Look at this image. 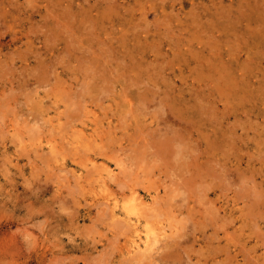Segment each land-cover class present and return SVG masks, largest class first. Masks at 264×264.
Instances as JSON below:
<instances>
[{
  "label": "rangeland",
  "instance_id": "1",
  "mask_svg": "<svg viewBox=\"0 0 264 264\" xmlns=\"http://www.w3.org/2000/svg\"><path fill=\"white\" fill-rule=\"evenodd\" d=\"M0 1H2L0 2V97L2 96L0 98V104H4L5 101L7 104V105L4 104V106L0 107V110L2 111L1 112L2 114L3 111L7 109L6 107L9 106L10 108L8 107V110H9L8 113L10 111H13L15 113L14 114L13 112L12 113L10 112L8 114L7 110H5L7 114H4V115L2 114L1 115L2 118L0 117L1 118L0 119V130H1L0 133H2V136L0 134V195L2 194L0 196V249H1L0 259H2V262H3L2 263L0 261L1 262L0 264H4V262H7L5 264H122V262L123 264H126V263L129 264L128 263L129 260L133 264H144V263L146 264H152V263H155V264H186L187 263L189 264V260H190L191 264H193L194 263L193 260L197 259V256H194V255H198V254L200 255L201 253H203V251L205 252H208V250L214 251L215 246L213 245H216V243L211 241V236L214 235L216 237V235L214 234L215 226L213 225V224H216L215 223L216 219L215 217L212 216V214L217 213L216 215L219 217L218 211H220L222 215L226 213V212H222L219 208L218 210L217 208L212 207L213 205L211 204L212 201L210 202L208 201V198L212 200L217 197L219 198L218 206L224 203L225 207L229 211L231 209L236 215H239V217L236 216V220L235 219L232 220L230 218L232 222H229V226H230L229 229L231 230V233L234 236L238 237L241 245H239L240 243H238L239 242L238 241L236 243L237 245L236 244L235 246L233 245L231 249H233L236 246H239L243 250V252L246 254L247 257H249V254H250V257H252V259H250L249 257L251 264H257L259 262L261 264H264V219H263L264 211L262 210L263 213L260 211V209L264 208V205L259 206V209H258V204H259L258 202L260 201L255 203L256 198L253 196L256 191L257 198L260 197V195H261V198L264 197V182H262L264 180V156H263V153H264V140H263L264 139V54H263L264 52V0H248V1L247 0H233V1L232 0L231 1L230 0H224V1L223 0H210V1L209 0H116V2H114L113 0L115 4L110 3L111 0H107V1L98 0L99 6L93 10L91 8L89 9V5L87 4V1L84 4V3H81V0H77V1L34 0L33 2L32 0L30 1L28 0H0ZM240 8H241V11H240ZM149 9H151V12H149L150 11ZM47 10L49 12H47ZM79 10H81L80 14H79ZM189 11L192 12L195 16L192 14H189L190 13ZM72 12L77 13L78 16L82 18V21H84L86 24L82 23L81 21L76 23V21H74L75 20L74 18L71 19L70 17H72L71 16ZM220 13H224L225 16L224 14H220ZM65 14L68 15L69 17L67 20L71 21V23L73 24L63 26L62 25L63 23H62L61 25L64 27L63 28L62 26H58L60 25L61 22L57 21L55 25L56 20L54 16L56 15L65 16ZM219 14L221 17L219 16ZM52 15H53V18H52ZM97 15H99L100 18H98ZM47 16L48 17L50 16V17L48 18ZM64 16L63 18L65 19ZM153 21L155 22V24H157L156 26ZM88 25L89 27L91 25L90 27L91 30L89 29ZM67 26L70 29H68ZM132 26L135 29H133ZM164 26H166V28ZM65 28L71 32H68V30H66ZM143 28H146V29H143ZM50 29L52 32L50 31ZM61 29H64V30H61ZM165 29L169 31L170 33L169 34L168 32L166 33ZM72 30L74 33L72 32ZM89 30L92 33L94 32L95 34L93 33L92 35ZM48 31L50 34L48 33ZM172 31L174 32L175 35H172L173 33L171 34ZM164 32L166 33L164 35H167V36L163 35ZM45 33H48V34H45ZM68 33L70 36L73 34L74 36L69 37ZM211 33H213V35L215 36L212 37ZM46 35H48L50 39L49 38L47 39ZM53 36L55 37V40ZM73 37L74 39H72ZM77 38L78 40L74 41ZM71 39L74 42L72 41L69 42V40ZM100 39L101 41H99ZM176 40L179 41V42L177 41L178 44L176 43ZM173 41L176 43L177 46H174L175 43ZM207 41H208V44L206 43ZM45 42H46V46H45ZM50 42L52 43L49 45ZM160 42L162 44H160ZM84 45L87 46L89 50L86 49ZM180 45L182 47H180ZM98 47H99V50L96 52ZM210 47L212 50L209 49ZM100 48H101V51H100ZM109 48H111V50ZM67 50L69 53L67 52ZM194 50L198 52H195ZM83 55L84 57H82ZM109 56L111 59L109 58ZM51 58H53V60ZM75 58L77 59L79 58L80 60L77 61V59ZM148 60H150L149 63H148ZM103 63H106V64L103 66ZM122 63L123 65L124 64L125 65L123 66ZM151 64H153V66ZM243 64L245 67L242 66ZM102 66L105 68H103ZM103 69H105L106 71ZM102 70L105 72L101 74ZM97 71H99V73ZM127 73L131 76H128ZM159 73L162 76H160ZM87 74L88 76H86ZM125 74L126 76H124ZM148 74L149 76L147 77L146 75ZM214 74L216 76H214ZM42 75L44 76L43 78H42ZM102 75L105 77H101ZM91 76L94 78V79L92 78L93 80H91L90 78ZM127 76L129 79L127 78ZM124 78L126 79V82L129 80L130 81L132 80V81L131 82L129 81L126 83ZM141 78L142 80L145 79L146 81L140 80ZM37 79L39 83L36 82ZM81 80L82 82H84V83L81 82L84 85L80 83ZM109 81H112V82H109ZM104 82L106 83V85ZM137 82L139 83L137 84ZM144 82L145 83L147 82V83L145 84ZM104 85L106 87L108 86V88H106L105 91L103 90L105 89ZM120 86H122V89ZM82 87L83 89L86 87L84 89L86 91H84ZM110 87L111 88L113 87L114 89L113 88L110 89ZM143 87L145 90H147L146 100L143 98V96H141V94L143 95L145 91ZM200 87H202L203 89ZM14 88H16V91L14 90ZM139 88H141L143 91ZM11 89L14 90V92ZM123 89H125V91ZM9 90H11L12 94L9 93ZM226 90H228L229 93ZM123 91L126 93L124 96H123L124 94ZM154 91H155L154 95H156L158 98L157 99L155 97L154 100L156 99L160 102V100L163 99L160 102V107L158 106L159 102L157 103L156 100H155L156 101V105H155V102L153 100L154 95L153 94L151 95V92L153 93ZM188 91L190 93H188ZM16 93H18L19 95ZM24 93L29 95L27 96L29 99L26 97V95H24ZM66 93L68 94L66 95ZM157 93L159 95H163L164 97L159 96ZM3 94H5L6 96ZM13 96L15 97L13 98ZM17 97H18V100H17ZM64 97L66 98L63 99ZM141 97L144 99V101H140V99L143 100ZM159 97L161 99H159ZM168 97L170 99H168ZM2 98H4L5 100ZM67 98H70V99H67ZM26 100L28 103L26 102ZM147 100L149 101V103L151 102L155 107L153 105H150L151 103L148 106ZM73 101H75V105H73L74 104ZM83 102L85 104L84 106H82ZM143 102H145L150 109L147 106H145L146 104H144ZM138 103L140 104L142 103L141 105L139 104L140 107L137 106ZM161 103L162 104L164 103L165 105L164 104L162 105ZM80 105L84 108H82ZM192 105L194 106L192 107ZM47 106H49L52 109H50ZM77 106L79 107L74 108ZM144 106L147 108H144ZM150 106L156 110H151ZM12 107L15 109H13ZM68 108L69 110L78 109V110H75L76 111L75 113L78 114L77 116L75 115L76 118L74 117V114H75L73 113L74 111L73 110L69 111ZM158 108L164 111L162 112V110L160 111ZM166 108L168 111L165 110ZM29 109H32V110H29ZM82 109H84L83 112H82ZM146 109H147V114H146V111H144ZM196 110H198V114L196 113ZM213 110L215 112H213ZM154 111L155 113H157V111L158 113L160 112L159 114L161 115L159 116V114H155ZM142 112H145V113H142ZM172 112L175 113L174 116L177 115L175 118L177 121L174 119ZM203 112L204 114L206 113L207 115L205 116ZM113 113L114 115H112ZM163 113H165L164 115L167 118L171 116V119L170 120H167V118L163 119L161 117ZM39 114L41 117L39 116ZM67 114H71V115L68 116ZM121 114L126 115L124 119L122 117L123 115ZM128 114L129 116L127 117ZM3 116L5 118H3ZM65 117L67 119L68 118L74 119L73 121L71 119V121H69L70 123H68L69 125H71V127H69V125L66 124L67 122L65 121L66 120ZM158 117L160 120L158 119ZM36 118H39V119L36 120ZM185 118L189 122L191 119L192 123L190 122L191 123L190 124ZM217 118L219 121L217 120ZM34 119H35V122H34ZM181 119H183L184 121H182ZM13 120L14 121L16 120V121L14 122ZM24 120L28 121V124ZM42 120L44 121L43 124H42ZM165 120L168 126L165 125L166 124ZM192 120H194L195 123ZM204 120H208L210 124L211 122L213 124L205 125L204 123H202V121ZM64 121L65 123L62 126ZM175 121L177 122V124H179V126L176 125ZM258 122H261V125ZM35 123L36 125H39L40 129L38 126L32 127V124L34 125ZM160 123L164 125L160 126ZM18 124H20V126ZM65 124L66 126H68L67 128H69L67 130L68 133L65 130L66 128H64ZM135 124L136 126H134ZM158 124L160 127L158 126L157 128L156 126L155 128L154 126ZM173 124H175L176 126L174 125L171 127V125ZM182 124H183V128L180 127L182 126ZM2 125H5V126H2ZM27 126H28V129H27ZM114 126H117L118 129H116L115 127L116 129L115 130ZM189 126L192 128H190ZM149 127H151L152 129L150 128L151 132L147 131L150 134V135H147V132L145 130H148ZM162 127L164 129L162 130L165 133L161 131ZM165 127L166 128L169 127L170 129L169 131H167L169 133L168 134L169 136H167ZM179 127L180 129H178ZM5 128L6 130H4ZM35 128H37L40 132L39 131H38L39 133L36 132L37 130ZM47 128L49 129L51 128V130L53 128L55 129V130L53 129L54 132L53 130L51 132L54 134L53 136L51 137L49 136L51 135L50 134L51 130L49 131V129ZM136 128L138 129L139 132L145 131L146 134H144L145 132L143 133L144 135L139 132H137L138 134L135 133V130L137 131ZM7 129H8V132L5 133L6 135L5 136L4 132L7 131ZM153 129H154V132H153ZM157 129L159 130L160 133L157 131ZM177 129L181 132L177 131ZM46 130L48 131V133ZM215 130H216V133H215ZM60 131L62 132V134ZM170 131L173 132L174 134L177 133V137L173 133L171 134ZM158 133L160 134V136L163 135V138L159 137L161 138V141L160 139L156 138ZM180 133L183 136H181ZM184 133L187 136L190 135L189 137L191 140L189 139V137H185L186 135ZM228 133L230 135H228ZM164 134L166 135L165 137L167 139L164 137ZM170 135L171 136L173 135L171 137V139L173 138V141L171 140L168 142L167 140L170 137ZM29 136L31 140L29 139ZM129 136H131V138H129ZM178 136H181L183 138V141L185 140V142L183 143L182 138ZM198 136L200 138H198ZM13 137L14 138L16 137L17 140L16 139L13 140ZM85 137L86 139H90L92 142L91 150H86L85 147L79 145L81 140H83ZM174 137H176L175 139L178 144H175L176 141L174 140ZM219 137H221L220 140H218ZM95 138H97V141H95ZM104 138L106 139V142L108 140V142L111 144L105 143ZM114 138H117L116 142H114L115 141ZM143 138L147 140L148 142L147 141L143 142L142 141ZM187 138L188 140H186ZM110 139H114V140H110ZM149 139H150V142H149ZM162 139H166V140L162 141ZM12 140L16 142V144ZM139 141H140V144H137L138 146L136 144L134 145V143L136 142L139 143ZM164 141H167L166 142L168 144L167 146H166V143L165 144L163 143L164 144L163 146L162 144L161 146L160 144L157 145V142L162 143ZM187 141L190 144H188ZM198 141L200 144L199 146L198 144H196L198 143ZM226 141L228 142L226 143ZM101 143L102 144L104 143V144L102 145ZM145 143L147 144V148L144 147L146 146ZM170 143L172 144L174 143L173 145L175 146V148L173 152H171L172 151L171 149L174 146L171 145ZM185 143L187 144V146H190L191 144L195 146H190L189 148L186 146ZM48 144H54V145H58L59 147H61L63 149L62 151L64 152V155L57 157L54 154H51L48 149ZM228 144L230 145L228 146ZM30 145L32 148L30 147ZM70 145L71 147L69 148ZM176 145H179V146L182 145V146L179 147ZM100 146H104V147H100ZM119 146L124 147L125 150L122 147H120L119 149ZM140 146L141 148L144 147V149L146 148L147 150L146 149L144 151L143 149L140 150L141 149ZM97 147L99 148V150ZM107 147H108V150H107ZM148 147H152L153 151H151L152 148H148ZM182 147L183 148L186 147L189 150L193 149L194 147H198L196 149L198 150L200 148L202 151L197 152L196 149H194L193 151L194 153H191L192 150L191 152L188 150L190 153L188 152L186 153L187 149L186 148L183 149ZM164 148H168V149L166 150ZM177 148H180V149L182 148V149L179 150ZM18 149H20L19 150L20 155H19ZM134 149L135 151H139V150L140 151L136 153L133 151ZM149 149L153 153V155H155L154 157L150 154L151 152L149 151ZM29 150L31 151L29 152ZM44 150L48 152L46 153L42 152ZM33 151L34 152L36 151L37 155ZM82 151L84 152L87 151V154L85 152V154L83 153L81 155ZM141 151L144 153L150 152L148 153L147 158L151 155L149 158L151 159L153 157L152 158L153 163L150 164V161L152 162V159L150 160L149 158H148L149 160L147 158H146L147 160H143L142 158L146 156L141 155L143 154ZM163 151L167 153V155ZM28 152H29V155L27 154ZM38 152L44 153V154L40 155ZM71 152H73L74 154L73 153L71 154ZM75 152H77L78 155H75ZM100 152H102L103 154ZM105 152L109 153L110 156L106 157ZM183 152H185L184 153L185 155L183 154V158H182L181 156ZM133 153H136V154H133ZM138 153L140 155H137ZM154 153H157V155ZM173 153L179 158H176ZM45 154L46 155L48 154V155L46 156ZM120 154L122 155V157ZM194 154L196 156L198 155V160L195 162L197 166L195 163L194 164L188 163V159H189L188 156H193ZM259 154H261L260 156H262V158L259 157ZM144 155H146V153ZM173 155H174V158L177 159V162L179 164H176L177 162L175 159H173L172 157ZM40 156L41 158L47 157V159H50V160L45 159L44 161L43 158L42 159L39 158ZM137 156L142 157L141 158L142 161L139 160ZM184 156H185V159H187V162L182 161L184 159ZM51 157L53 159H51ZM135 157H137L136 158L137 160L135 159L137 162L133 160V158ZM156 157H159V159H162V161L164 160L163 163L165 164V166L162 163V161L158 160ZM163 157L166 159H164ZM74 158H77L78 160H81L82 158L84 162L88 164V168H82V170L89 172V174L90 172L92 173V171L96 169L94 167L95 165H93L94 163H98L100 165H102L103 163H106L107 165H110L114 169V171H116L117 174L120 173L119 181L120 182L124 181L122 182L124 183L123 186H120L122 183L120 184L119 181H117L118 184L117 182L113 181L115 188H118L120 190H122L121 189L122 187L125 188L128 182L130 184L137 183L138 181L136 182V180H139L140 179L139 177L141 176L145 178V180L140 179L141 182H139V185L140 184L147 185L150 183L151 184L153 183V185L156 184V186L159 187L158 191H160L159 192L160 199L162 200L166 199V197H170L168 195L172 194L171 189L173 190L176 188L174 187L175 184L172 183L173 181L174 183H178L175 181H179V182H181L182 180L185 181L184 179L179 180L181 176L182 178H184V176L191 175L189 174L190 171L188 172L186 171L187 164L189 165L188 167L190 170L192 169L194 170L195 167L199 168V170L201 169L203 170V168L207 169V167L208 168L210 167L211 170L210 169L209 170L213 173L210 175H212L215 178L214 182L217 181L220 183V188H217L219 189L217 190L218 194L217 195L214 194L213 189H211L209 190L210 195H208L206 191L207 184L203 185L205 184V182H200L202 183L203 185L202 188L204 190L200 189L201 188L200 183L199 185L196 183H193V185H196L193 187L194 189L195 187L196 189L197 187H200V188H198V190H193L192 194H194L193 196L194 200L197 201L196 204L199 203L197 205L198 213L200 214L201 211L204 210L202 211V213L204 215L205 220L207 218V219H211V221L208 220V224L202 228L203 231L201 230L198 233V238L195 237L192 233H190L189 236L191 238L188 236L187 237L188 240L186 239V241L190 240V242H187V243L193 244L192 245L193 247L189 246V244L187 243L185 244L186 246L184 244L181 245L182 248L180 247L179 253L180 255L182 254L181 255L182 257L181 256L179 257L178 256L179 254L177 255L179 260L178 259L172 260L173 257L170 258V260L172 261L165 260V259L158 260V258L156 257V255L158 256V253H155L156 255L154 254V256H148V257L146 256L147 258L145 257L148 261L150 260V262L148 263L145 261L144 258H141V257H140V261L141 262L143 261L144 263H138L140 262L139 258L133 261L130 259L131 255L133 256V254L132 253L131 255L127 254L125 251L126 249L123 247L125 245L124 236L127 231L125 232V229H124L122 233V231L119 230L120 227H118L119 225H117L116 221H114L111 217L106 218L108 215L104 216L108 210L111 212V209H109V206H107L106 208L107 203L105 200H103L102 198H93L92 196L94 195L89 192V189L84 188L80 182L79 183L77 182L78 178L76 174L78 173H75L74 170L78 169L77 167L79 164L76 160H73ZM114 158L115 160L117 158H122L124 160V164H122L123 166L120 167L119 165H117ZM131 158L134 164L132 160H130ZM91 159H94V160H91ZM168 159H169V164L167 162ZM34 160L35 162H33ZM138 160L141 163H139ZM154 160L155 161L158 160L157 161L158 163L156 162L158 164L157 166L162 165V164L163 165L159 166L158 168L155 167L156 165L154 164ZM143 161L148 166L150 165L151 166L147 167V165H145ZM147 161L149 162V164L147 163ZM43 162H46V165ZM183 162L186 164V165L184 164L186 168L184 167ZM131 163L133 165H136L137 167L129 165ZM200 163L201 165L199 166ZM152 164L154 165L152 166ZM173 164H176V165H173ZM38 165H41V166H38ZM124 165L130 166V173L132 176L130 175L128 171L129 168H125L124 170L126 174L123 172V169L125 167ZM144 165L146 168H148V172L145 167H143L142 169L141 166H144ZM171 165L173 167H178L179 171L177 168L171 169L172 167ZM166 166L169 167L170 169H168ZM179 166L181 168L184 167L183 169L185 171L179 168ZM214 166L215 167L217 166V167L215 168ZM90 167H92L93 170ZM151 167L152 168L155 167V168L154 170L151 169L152 174H149V172L151 173V171H149L150 170L149 168ZM47 168L50 170H48ZM33 169H35V172L36 171L37 172L35 173ZM174 169L177 172H175ZM131 170L134 174L131 172ZM159 170H161V172H159ZM164 170H166V176L170 174L168 177L164 175L165 174ZM181 170L185 172V175ZM142 171L144 173H141ZM171 171H173V173H171ZM214 171H215V174H214ZM33 172L36 178H34ZM167 172L169 173L168 175H167ZM180 172L182 175L180 174ZM123 173H124V176L128 175L127 178L129 177V175L131 176L129 179L131 182L126 178V176H125L126 179L124 178ZM155 173H156V176L158 175L156 178L154 177ZM223 173L225 174V176L227 175L228 176L225 178L223 176L224 175ZM73 174L75 175L74 177L76 178V183L74 182L75 179L73 177ZM176 174L179 175V179L176 178L177 180L175 179V180H172L171 182V179H174L173 176H175ZM134 175H137V176H134ZM178 175L176 176L178 177ZM215 175H217L218 177ZM249 175H252V177L254 178H252L251 176L249 177ZM38 176L41 178H39ZM170 176L172 178H170ZM212 176H210V178H213ZM94 177H96V175ZM239 178L241 179V181ZM93 179H90V181L95 182L97 178H95L94 180ZM131 179H134V180L132 181ZM161 179H162V183L160 181ZM27 181H29L30 183H26ZM68 181H69L68 185L70 187L67 185ZM145 181L146 183H144ZM170 182L173 184V186L171 185ZM35 183L37 184V186ZM223 183L227 185L225 186ZM77 184H79V186ZM245 184L247 185V188H245L246 187ZM39 185H40V188H38ZM176 185L178 186V184ZM222 185H224L225 187L223 188ZM76 186H78L77 188L81 189V192L79 189H76ZM42 187L44 188V190L42 189ZM69 188L74 190L73 192L74 194H71V196H69L70 197L69 199L71 198L73 199V196L76 197L75 200H73L74 203L73 201H71V203L74 204V206L72 205V207L70 206L71 204L69 203L70 200L68 199V197H66L67 195L65 196V194H67V191L68 192L70 191ZM259 188L261 189L257 190ZM76 190H79L81 194L80 193L78 194ZM202 190L204 192H202ZM237 190H239V192L241 190L242 195ZM246 190L248 191L246 192ZM141 191L143 194H145V196L149 200H151V197L146 195L147 191H145L142 187H141ZM168 191H171V192L169 193ZM196 192H198L197 197L201 195V197L199 198H201L203 201L206 199L205 200L206 203H203L201 200H197L198 198H196V194H195ZM245 192L247 193V195L244 194ZM70 193L72 192L70 191ZM70 193H68V195H70ZM153 193L158 194L157 191H154ZM177 193L178 191L176 192V194ZM248 193L251 196L250 198L252 199V202H251V199H248L249 197H247L249 196ZM238 196L239 197L242 196L241 199ZM64 197H65V200H62ZM175 197L176 198L174 200H176L177 197L178 199H180L182 195L179 194V196H175ZM235 198H239V202L233 208V205H234L233 199ZM100 200L102 203L100 202ZM64 201H67L66 203L69 204V205L67 204L68 208H70L69 210L67 209V206L66 208H64L65 207L63 205ZM86 201L88 202V204ZM98 201L100 202V204H98L99 206L97 205ZM199 201L201 202L202 206L200 205ZM29 203L32 205V207ZM40 205L41 207H39ZM44 205H46L49 208L48 209L45 208L46 206ZM206 205L208 209L213 208L214 212L212 209H211L212 212H210L212 214H210L207 211L208 209ZM248 205L249 206L256 205V206L249 207ZM101 207H103V209L105 208L106 212H104V210H102ZM240 207L241 208L243 207V208L240 209ZM42 208H45V212H44V209ZM71 211L76 213V214L72 213L73 217H72ZM109 211L107 214L111 215ZM101 212H103V214H101ZM247 212H250L251 216L249 215V213L247 214ZM177 213H179V211H177ZM205 213L206 214L208 213L209 216L208 214L207 216H205ZM261 213L263 215H261ZM100 215H103V217H100ZM183 215L184 214H182L180 218ZM211 216L213 218H211ZM229 216L233 217L231 213H228L227 217ZM227 217L225 216V219H224V215H223V219L225 221L222 220V218H220L221 221H219V223L222 222L221 224L223 225L225 222H227V219H226ZM101 218L103 220H101ZM104 219L106 220V222L104 221ZM171 219L172 218L165 219L164 221L167 224L171 221ZM251 219L253 220V222H251ZM95 220H98V221L100 220L101 222L97 221L96 222L97 225H95ZM167 220H170V221L168 222ZM100 223L101 224L103 223V224L101 225ZM108 223L111 225H109ZM252 223L253 224L255 223V224L253 225ZM84 224L86 225L84 226ZM89 225L91 226V228L92 226L93 227L95 226L96 232L95 230H91ZM86 226H88L89 228L87 227L88 232H86L85 234V231H87V228L85 229ZM107 226L108 228L110 227L109 230H107ZM241 227L244 229H241ZM168 229L171 230L169 226H168ZM92 231H94V233H92ZM179 231H184V230H179ZM87 233H90L89 236L87 235ZM220 233L224 235L223 229L222 230L220 229ZM23 234L24 235L27 234L28 236L27 235L24 236ZM94 234L96 235L94 236ZM113 234H115L116 237L109 238V236L114 237ZM202 235L203 236L205 235V237L204 238L201 237ZM99 236L100 238H98ZM260 236H263V238ZM172 238L170 237V239ZM93 239L96 240L94 241L95 243L93 242ZM108 239H110L109 241L114 242L111 244H114L116 246V249L114 247L115 251L113 249L114 245H111ZM165 239L169 240V237H166ZM30 240L33 242H31ZM225 242L226 241H224L222 244L224 245ZM207 243H210V246L208 244L206 248H204L205 250H202L201 248L202 245L207 244ZM108 245H111V247L110 246L108 247ZM106 246H107V249L112 248L111 251L107 250ZM183 246H185L187 249H185ZM199 246L201 249L199 248ZM247 246L250 248L246 250ZM222 247L227 248L226 246H222ZM242 247L243 248L245 247V248L243 249ZM218 248H219V245H218ZM186 250L187 251L190 250V251L186 252ZM245 251H247L248 254ZM112 252H115V253H112ZM223 255L225 256V254ZM190 256H192V258ZM6 257L8 260H6ZM123 257L127 259L125 260L124 258L126 263L123 260ZM149 257L150 259H148ZM153 257L154 259H152ZM155 257L157 258V260ZM253 257L257 258L255 259L256 261L253 260L254 259ZM181 259L182 260L184 259V260L182 261ZM185 260H186V263L184 262ZM181 261L182 263H180ZM236 263L237 261L233 262L232 264H236Z\"/></svg>",
  "mask_w": 264,
  "mask_h": 264
},
{
  "label": "bare ground",
  "instance_id": "2",
  "mask_svg": "<svg viewBox=\"0 0 264 264\" xmlns=\"http://www.w3.org/2000/svg\"><path fill=\"white\" fill-rule=\"evenodd\" d=\"M28 1H30V0H28ZM34 0H32V2H33ZM72 1H77V0H72ZM86 1H87V4L89 5V9L91 8L92 10L93 9H96L98 6H99V4H98V0H81V3H86ZM100 1V0H99ZM107 1V0H106ZM210 1V0H209ZM224 1V0H223ZM231 1V0H230ZM233 1V0H232ZM248 1V0H247ZM0 2H2V1H0ZM114 2H116V0H114ZM113 2V0H111V2L110 3H114ZM140 2V1H139ZM263 2V1H262ZM35 3V2H34ZM104 3V2H103ZM108 3V2H107ZM135 3V2H134ZM197 3V2H196ZM200 3V2H199ZM3 4V3H2ZM31 4V3H30ZM115 4V3H114ZM262 4V3H261ZM79 5V4H78ZM248 5V4H247ZM246 5V6H247ZM80 6V5H79ZM82 6V5H81ZM129 6V5H128ZM190 6H192V5H190ZM205 6V5H204ZM224 6V5H223ZM242 6H243V4H242ZM245 6V7H246ZM203 7V6H202ZM231 7V6H230ZM18 8H19V6H18ZM221 8H223V7H221ZM227 8V7H226ZM235 8V7H234ZM259 8V7H258ZM37 9V8H36ZM52 9H53V7H52ZM74 9V8H73ZM153 9V8H152ZM262 9V8H261ZM34 10V9H33ZM51 10V9H50ZM137 10V9H136ZM150 11L149 12H151V9H149ZM179 10V9H178ZM125 11H127V10H125ZM146 11V10H145ZM173 11V10H172ZM240 11H241V8H240ZM47 12H49L48 10H47ZM47 12H46V14H47ZM80 12H81V10H79V14H80ZM148 12V11H147ZM190 12V11H189ZM217 12V11H216ZM70 13V12H69ZM135 13V12H134ZM142 13V12H141ZM168 13V12H167ZM183 13V12H182ZM198 13V12H197ZM232 13V12H231ZM144 14V13H143ZM142 14V15H143ZM162 14V13H161ZM178 14H179V12H178ZM189 14H192V15H194L192 12H190ZM196 14V13H195ZM220 14H224V13H220ZM220 14H219V16H220ZM225 14H226V12H225ZM225 14H224V16H225ZM153 15V14H152ZM228 15V14H227ZM226 15V16H227ZM51 16V15H50ZM49 16V17H50ZM63 16L64 15H62V16H59V15H56V16H54V18H55V20H56V22H55V25H56V23H57V21L58 22H61L60 23V25H58V26H65V25H69V24H73V23H71V21H69V20H67L69 17H68V15H66L65 14V19L63 18ZM71 16L72 17H70L71 19L72 18H74L75 20L74 21H76V23H78L79 21H81L82 23H85L84 21H82V18H80L79 16H78V14L77 13H75V12H72L71 13ZM84 16V15H83ZM178 16V15H177ZM195 16V15H194ZM200 16V15H199ZM233 16V15H232ZM238 16V15H237ZM258 16V15H257ZM44 17H45V15H44ZM48 17V16H47ZM48 17V18H49ZM97 17L98 18H100V16L99 15H97ZM163 17V16H162ZM165 17V16H164ZM172 17V16H171ZM180 17V16H179ZM205 17H206V15H205ZM221 17V16H220ZM52 18H53V15H52ZM155 18V17H154ZM157 18V17H156ZM169 18V17H168ZM173 18V17H172ZM182 18V17H181ZM233 18V17H232ZM239 18V17H238ZM256 18V17H255ZM92 19V18H91ZM139 19V18H138ZM159 19V18H158ZM167 19V18H166ZM127 20V19H126ZM152 20H153V18H152ZM160 20V19H159ZM191 20V19H190ZM225 20V19H224ZM90 21V20H89ZM95 21V20H94ZM93 21V22H94ZM147 21V20H146ZM4 22V21H3ZM91 22H92V20H91ZM138 22V21H137ZM154 22V21H153ZM165 22V21H164ZM208 22V21H207ZM246 22V21H245ZM63 23V24H62ZM88 23V22H87ZM169 23V22H168ZM195 23H196V21H195ZM211 23H213V22H211ZM62 24V25H61ZM86 24V23H85ZM91 24V23H90ZM147 24V23H146ZM154 24H155V22H154ZM167 24V23H166ZM240 24V23H239ZM138 25V24H137ZM157 24H155V26H156ZM161 25V24H160ZM173 25V24H172ZM182 25V24H181ZM242 25V24H241ZM57 26V27H58ZM62 26V27H63ZM134 26V25H133ZM133 26H132V28H133ZM140 26V25H139ZM177 26V25H176ZM183 26V25H182ZM198 26H199V24H198ZM259 26V25H258ZM258 26H256V27H258ZM40 27V26H39ZM62 27H60V28H62ZM68 27V26H67ZM88 27H89V25H88ZM90 27H91V25H90ZM90 27H89V29H90ZM92 27H94V26H92ZM135 27V26H134ZM141 27V26H140ZM165 28H166V26H164ZM173 27H175V26H173ZM260 27V26H259ZM44 28V27H43ZM64 28V27H63ZM85 28V27H84ZM116 28V27H115ZM198 28V27H197ZM230 28V27H229ZM31 29V28H30ZM37 29V28H36ZM45 29V28H44ZM66 29V28H65ZM68 29H70L69 27H68ZM68 29H66V30H68ZM86 29V28H85ZM95 29V28H94ZM133 29H135V28H133ZM136 29H137V27H136ZM143 29H146V28H143ZM157 29H159V28H157ZM254 29V28H253ZM60 30V29H59ZM61 30H64V29H61ZM91 30V29H90ZM89 30V31H90ZM236 30V29H235ZM243 30V29H242ZM50 31H51V29H50ZM56 31V30H55ZM106 31V30H105ZM165 31H166V33L168 32V34L170 33L169 31H167L166 29H165ZM40 32H42V31H40ZM52 32V31H51ZM68 32H71V31H69L68 30ZM72 32H73V30H72ZM91 32V31H90ZM109 32V31H108ZM129 32H131V31H129ZM230 32V31H229ZM48 33H49V31H48ZM48 33H45V34H48ZM67 33V32H66ZM74 33V32H73ZM94 33V32H93ZM93 33L91 32V34L93 35ZM165 32L163 33V35L164 34H166ZM173 33V34H172ZM197 33H198V31H197ZM210 33V32H209ZM244 33V32H243ZM50 34V33H49ZM95 34V33H94ZM171 34L172 35H175L174 34V32L172 31L171 32ZM171 34H170V36H171ZM179 34V33H178ZM177 34V35H178ZM183 34V33H182ZM250 34V33H249ZM52 35V34H51ZM54 35H56V34H54ZM68 35H69V33H68ZM76 35V34H75ZM80 35V34H79ZM97 35V34H96ZM181 35V34H180ZM184 35V34H183ZM198 35V34H197ZM211 35H212V37L213 36H215V35H213V33H211ZM235 35V34H234ZM240 35V34H239ZM72 36H74V34L73 35H69V37H72ZM89 36H90V34H89ZM100 36V35H99ZM164 36H167V35H164ZM169 36V35H168ZM245 36V35H244ZM46 37H47V39L49 38V36L48 35H46ZM51 37V36H50ZM54 37V36H53ZM68 37V36H67ZM75 37H77V36H75ZM81 37V36H80ZM93 37V36H92ZM91 37V38H92ZM175 37V36H174ZM188 37V36H187ZM237 37V36H236ZM258 37V36H257ZM52 38V37H51ZM98 38V37H97ZM101 38H102V36H101ZM182 38V37H181ZM229 38V37H228ZM238 38V37H237ZM46 39V40H47ZM50 39V38H49ZM72 39H74V37L72 38ZM69 40V42L70 41H72V42H74V41H77L78 40V38L77 39H75L74 41L73 40ZM104 39H106V38H104ZM207 39V38H206ZM45 40V41H46ZM54 40H55V37H54ZM91 40V39H90ZM93 40H95V39H93ZM181 40V39H180ZM232 40H234V39H232ZM247 40V39H246ZM51 41V40H50ZM99 41H101V39L99 40ZM104 41V40H103ZM102 41V42H103ZM177 41L178 40H176V43H177ZM47 42V41H46ZM46 42H45V46H46ZM80 42V41H79ZM106 42V41H105ZM104 42V43H105ZM174 42V41H173ZM179 42V41H178ZM235 42V41H234ZM32 43V42H31ZM52 42H50L49 43V45L51 44ZM54 43V42H53ZM76 43V42H75ZM175 43V42H174ZM176 43H175V45L174 46H177L176 45ZM181 43V42H180ZM207 44H208V41L206 42ZM248 43V42H247ZM77 44V43H76ZM160 44H162L161 42H160ZM178 44V43H177ZM182 44H183V42H182ZM213 44V43H212ZM215 44V43H214ZM48 45V46H49ZM150 45V44H149ZM158 45V44H157ZM230 45V44H229ZM246 45V44H245ZM73 46V45H72ZM205 46V45H204ZM211 46V45H210ZM216 46V45H215ZM67 47V46H66ZM65 47V48H66ZM84 47H86V49H88L87 48V46H85L84 45ZM92 47V46H91ZM107 47H109V46H107ZM151 47V46H150ZM180 47H182L181 45H180ZM179 47V48H180ZM217 47V46H216ZM215 47V48H216ZM219 47V46H218ZM237 47V46H236ZM235 47V48H236ZM243 47V46H242ZM72 48H74V47H72ZM93 48V47H92ZM105 48V47H104ZM154 48V47H153ZM178 48V49H179ZM213 48V47H212ZM260 48V47H259ZM85 49V48H84ZM94 49V48H93ZM103 49V48H102ZM110 50H111V48H109ZM114 49V48H113ZM209 49H211V47L209 48ZM89 50V49H88ZM95 50V49H94ZM99 50V47H98V49L96 50V52ZM197 50V49H196ZM196 50H194L195 52H198V51H196ZM212 50V49H211ZM220 50V49H219ZM218 50V51H219ZM65 51H66V49H65ZM74 51V50H73ZM86 51V50H85ZM100 51H101V48H100ZM103 51V50H102ZM109 51V50H108ZM114 51V50H113ZM112 51V52H113ZM127 51V50H126ZM179 51V50H178ZM237 51V50H236ZM257 51H259V50H257ZM256 51V52H257ZM263 51V50H262ZM67 52H68V50H67ZM76 52V51H75ZM83 52V51H82ZM89 52V51H88ZM105 52V51H104ZM41 53V52H40ZM46 53V52H45ZM69 53V52H68ZM101 53V52H100ZM143 53V52H142ZM158 53V52H157ZM258 53V52H257ZM82 54V53H81ZM93 54V53H92ZM106 54V53H105ZM163 54V53H162ZM202 54V53H201ZM214 54V53H213ZM263 54H264V52H263ZM77 55V54H76ZM103 55V54H102ZM110 55H112V54H110ZM116 55V54H115ZM68 56V55H67ZM80 56V55H79ZM90 56V55H89ZM117 56V55H116ZM209 56V55H208ZM69 57V56H68ZM76 57V56H75ZM82 57H84V55L82 56ZM81 57V58H82ZM106 57V56H105ZM121 57H123V56H121ZM184 57V56H183ZM206 57V56H205ZM88 58V57H87ZM93 58V57H92ZM109 58H110V56H109ZM117 58H119V57H117ZM210 58V57H209ZM208 58V59H209ZM50 59V58H49ZM49 59H48V61H49ZM52 60H53V58H51ZM75 59H77V58H75ZM111 59V58H110ZM123 59H125V58H123ZM142 59V58H141ZM148 59V58H147ZM64 60V59H63ZM68 60V59H67ZM78 60H80L79 58L77 59V61ZM83 60H84V58H83ZM87 60V59H86ZM85 60V61H86ZM107 60V59H106ZM113 60V59H112ZM111 60V61H112ZM137 60V59H136ZM210 60V59H209ZM245 60V59H244ZM134 61V60H133ZM138 61V60H137ZM189 61V60H188ZM187 61V62H188ZM68 62H70V61H68ZM80 62V61H79ZM84 62V61H83ZM109 62V61H108ZM150 62V60H148V63ZM165 62H167V61H165ZM164 62V63H165ZM210 62V61H209ZM64 63V62H63ZM87 63H88V61H87ZM154 63V62H153ZM233 63V62H232ZM248 63H249V61H248ZM42 64V63H41ZM67 64V63H66ZM69 64H71V63H69ZM77 64V63H76ZM89 64H91V63H89ZM93 64H95V63H93ZM106 63H103V66L105 65ZM112 64V63H111ZM127 64V63H126ZM130 64V63H129ZM201 64V63H200ZM205 64V63H204ZM73 65V64H72ZM122 65H123V63H122ZM121 65V66H122ZM125 65V64H124ZM123 65V66H124ZM141 65V64H140ZM150 65V64H149ZM152 66H153V64H151ZM155 65V64H154ZM190 65V64H189ZM46 66H48V65H46ZM67 66V65H66ZM79 66V65H78ZM102 66V67H103ZM122 66V67H123ZM127 66V65H126ZM131 66H132V64H131ZM206 66V65H205ZM216 66V65H215ZM226 66V65H225ZM242 66H244V64L242 65ZM89 67V66H88ZM114 67V66H113ZM192 67V66H191ZM219 67V66H218ZM245 67V66H244ZM243 67V68H244ZM41 68V67H40ZM85 68V67H84ZM93 68H95V67H93ZM103 68H105V67H103ZM116 68V67H115ZM134 68V67H133ZM142 68V67H141ZM148 68V67H147ZM146 68V69H147ZM217 68V67H216ZM50 69V68H49ZM82 69H83V67H82ZM98 69V68H97ZM161 69V68H160ZM232 69V68H231ZM246 69H247V67H246ZM67 70V69H66ZM93 70V69H92ZM96 70V69H95ZM95 70H94V72H95ZM99 70H101V69H99ZM103 70H105V69H103ZM102 70V72H101V74L102 73H104L105 71H103ZM156 70V69H155ZM158 70H159V68H158ZM162 70V69H161ZM197 70V69H196ZM209 70V69H208ZM82 71V70H81ZM126 71V70H125ZM98 73H99V71H97ZM109 72V71H108ZM112 72V71H111ZM114 72V71H113ZM116 72V71H115ZM122 72H123V70H122ZM140 72V71H139ZM154 72H156V71H154ZM220 72V71H219ZM231 72V71H230ZM85 73V72H84ZM83 73V74H84ZM117 73H118V71H117ZM204 73H205V71H204ZM207 73V72H206ZM211 73V72H210ZM209 73V74H210ZM34 74V73H33ZM45 74V73H44ZM86 74V73H85ZM100 74V75H101ZM128 74V73H127ZM141 74V73H140ZM146 74V73H145ZM208 74V73H207ZM96 75H97V73H96ZM118 75V74H117ZM120 75V74H119ZM123 75V74H122ZM142 75V74H141ZM140 75V76H141ZM159 75H160V73H159ZM158 75V76H159ZM221 75V74H220ZM233 75V74H232ZM34 76V75H33ZM86 76H88V74L86 75ZM95 76V75H94ZM106 76H107V74H106ZM113 76V75H112ZM124 76H126V74L124 75ZM128 76H131V75H129L128 74ZM128 76H127V78H128ZM147 77L149 76V74L148 75H146ZM152 76V75H151ZM155 76V75H154ZM157 76V77H158ZM160 76H162V75H160ZM214 76H216L215 74H214ZM234 76V75H233ZM44 76L42 75V78H43ZM101 77H105V76H101ZM156 77V78H157ZM164 77V76H163ZM235 77V76H234ZM244 77V76H243ZM91 78V80H93L94 78L91 76L90 77ZM93 78V79H92ZM126 78V77H125ZM124 78V79H125ZM218 78V77H217ZM72 79V78H71ZM103 79H105V78H103ZM129 79V78H128ZM137 79V78H136ZM166 79H167V77H166ZM193 79V78H192ZM220 79V78H219ZM231 79V78H230ZM249 79V78H248ZM56 80V79H55ZM54 80V81H55ZM100 80V79H99ZM134 80H135V78H134ZM140 80H142V78L140 79ZM145 79H143L142 81H144ZM155 80V79H154ZM170 80V79H169ZM228 80V79H227ZM241 80V79H240ZM243 80V79H242ZM36 81V80H35ZM35 81H33V82H35ZM90 81V80H89ZM130 81V80H129ZM129 81H127V82H129ZM132 81V80H131ZM130 81V82H131ZM138 81V80H137ZM146 81V80H145ZM187 81V80H186ZM36 82H38V79H37V81ZM42 82H43V80H42ZM45 82V81H44ZM60 82V81H59ZM82 82V80L80 81V83ZM109 82H112V81H109ZM125 82H126V79H125ZM126 82V83H127ZM134 82V81H133ZM152 82V81H151ZM167 82H169V81H167ZM39 83V82H38ZM61 83V82H60ZM82 83H84V82H82ZM81 83V84H82ZM105 83V82H104ZM116 83V82H115ZM139 82H137V84H138ZM145 83V82H144ZM147 83V82H146ZM145 83V84H146ZM173 83V82H172ZM214 83V82H213ZM234 83V82H233ZM260 83V82H259ZM5 84V83H4ZM110 84V83H109ZM108 84V85H109ZM171 84V83H170ZM198 84V83H197ZM6 85V84H5ZM36 85V84H35ZM69 85V84H68ZM82 85H84V84H82ZM81 85V86H82ZM105 85H106V83H105ZM104 85V86H105ZM172 85V84H171ZM175 85V84H174ZM208 85V84H207ZM214 85V84H213ZM237 85V84H236ZM259 85H261V84H259ZM78 86V85H77ZM104 86H103V88H104ZM110 86V85H109ZM115 86V85H114ZM113 86V87H114ZM128 86V85H127ZM133 86H134V84H133ZM136 86V85H135ZM151 86V85H150ZM177 86V85H176ZM209 86V85H208ZM238 86V85H237ZM12 87V86H11ZM35 87V86H34ZM70 87V86H69ZM96 87V86H95ZM112 87V88H113ZM117 87V86H116ZM121 87V89H122V86H120ZM124 87V86H123ZM132 87V86H131ZM158 87V86H157ZM195 87V86H194ZM193 87V88H194ZM63 88V87H62ZM86 88V87H85ZM84 88V89H85ZM102 88V87H101ZM102 88V89H103ZM106 88H108V86L106 87L105 86V89H103L104 91L106 90ZM111 87H110V89H112ZM189 88V87H188ZM197 88V87H196ZM200 88H202V87H200ZM223 88V87H222ZM13 89V88H12ZM11 89V90H12ZM34 89V88H33ZM37 89V88H36ZM57 89V88H56ZM65 89V88H64ZM82 89H83V87H82ZM83 89V90H84ZM114 89V88H113ZM139 89H141V88H139ZM139 89H138V91H139ZM143 89H144V87H143ZM163 89V88H162ZM166 89V88H165ZM172 89H174V88H172ZM203 89V88H202ZM232 89V88H231ZM11 90H9V93H11ZM14 90L16 91V88H14ZM14 90H12L13 92H14ZM55 90V89H54ZM61 90V89H60ZM81 90V89H80ZM124 91H125V89H123ZM136 90H137V88H136ZM142 90V89H141ZM145 90V89H144ZM160 90V89H159ZM181 90V89H180ZM263 90V89H262ZM4 91V90H3ZM2 91V92H3ZM20 91V90H19ZM82 91V90H81ZM84 91H86V90H84ZM121 91V90H120ZM123 91V92H124ZM130 91V90H129ZM143 91V90H142ZM195 91V90H194ZM194 91H193V93H194ZM222 91V90H221ZM225 91V90H224ZM227 92H228V90H226ZM7 92H8V90H7ZM31 92V91H30ZM62 92V91H61ZM69 92V91H68ZM99 92V91H98ZM185 92V91H184ZM18 93H20V92H18ZM18 93H16V94H18ZM34 93V92H33ZM76 93V92H75ZM103 93V92H102ZM142 93V92H141ZM154 93H155V91L152 93L151 92V95L153 94L154 95ZM188 93H190L189 91H188ZM203 93V92H202ZM224 93V92H223ZM229 93V92H228ZM258 93V92H257ZM12 94V93H11ZM30 94V93H29ZM68 93H66V95H67ZM93 94V93H92ZM109 94V93H108ZM126 93L124 92V94H123V96L125 95ZM138 94V93H137ZM158 94V93H157ZM167 94V93H166ZM241 94V93H240ZM3 95H5V94H3ZM15 95V94H14ZM19 95V94H18ZM24 95H26V97L27 96H29L28 94H25L24 93ZM70 95V94H69ZM159 95V94H158ZM184 95V94H183ZM196 95V94H195ZM208 95V94H207ZM230 95V94H229ZM6 96V95H5ZM5 96H4V98H5ZM8 96V95H7ZM12 96V95H11ZM16 96V95H15ZM15 96H13V98L15 97ZM50 96V95H49ZM48 96V97H49ZM71 96V95H70ZM70 96H68V97H70ZM107 96V95H106ZM141 96H143V98L146 100L147 99V90H145L144 91V93H143V95L141 94ZM159 96H162V97H164L163 95H159ZM2 97V96H1ZM0 97V98H1ZM85 97V96H84ZM157 98V96L156 95H154L153 96V100H154V98ZM166 97H167V95H166ZM169 97H170V95H169ZM168 97V99H170ZM204 97V96H203ZM203 97H201V98H203ZM4 98H2V99H4ZM9 98V97H8ZM7 98V99H8ZM20 98V97H19ZM28 98V97H27ZM66 97H64L63 99H65ZM101 98V97H100ZM99 98V99H100ZM125 98V97H124ZM140 98V97H139ZM142 98V97H141ZM142 98V99H143ZM193 98V97H192ZM205 98V97H204ZM6 99V100H7ZM29 99V98H28ZM67 99H70V98H67ZM71 99H73V98H71ZM83 99V98H82ZM95 99V98H94ZM98 99V100H99ZM144 99L143 100H141L140 99V101H144ZM158 99V98H157ZM159 99H161L160 97H159ZM5 100V99H4ZM13 100V99H12ZM17 100H18V97H17ZM22 100V99H21ZM21 100H20V102H21ZM84 100H85V98H84ZM88 100H90V99H88ZM96 100V99H95ZM153 100H152V102H153ZM156 100V99H155ZM154 100V102H155V105H156V101H157V103L159 102L158 100H156L155 101ZM161 100H163V99H161ZM161 100H160V102H161ZM197 100H198V98H197ZM214 100V99H213ZM255 100V99H254ZM10 101V100H9ZM69 101V100H68ZM71 101V100H70ZM148 101V100H147ZM236 101H237V99H236ZM8 102V101H7ZM18 102V101H17ZM20 102H19V104H20ZM26 102H27V100H26ZM30 102H32V101H30ZM51 102V101H50ZM74 102V104L73 105H75V101H73ZM80 102V101H79ZM85 102V101H84ZM84 102H83V105L82 106H84L85 104H84ZM160 102L158 103V106L160 107ZM163 102H165V101H163ZM213 102V101H212ZM3 103V102H2ZM15 103H16V101H15ZM22 103H24V102H22ZM21 103V104H22ZM28 103V102H27ZM69 103V102H68ZM144 104H146L145 102H143ZM148 103V106H149V104L151 103H149V101L147 102ZM187 103V102H186ZM192 103V102H191ZM195 103V102H194ZM204 103V102H203ZM202 103V104H203ZM4 104H6V101L4 102ZM4 104H0L1 106L0 107H2V106H4ZM82 104V103H81ZM140 103H138V105L137 106H139L140 107V105L142 104H140ZM162 104V103H161ZM164 104V103H163ZM162 104V105H163ZM193 104V103H192ZM201 104V105H202ZM214 104V103H213ZM7 105V104H6ZM5 105V106H6ZM26 105V104H25ZM76 105H77V103H76ZM150 105H153L152 103L150 104ZM165 105V104H164ZM207 105V104H206ZM12 106V105H11ZM18 106V105H17ZM20 106V105H19ZM21 106H23V105H21ZM81 106V105H80ZM81 106V107H82ZM145 106H147V104L145 105ZM144 106V108H147V107H145ZM154 106V105H153ZM194 105H192V107H193ZM197 106V105H196ZM195 106V107H196ZM216 106V105H215ZM227 106V105H226ZM9 107V106H8ZM8 107H6L7 109H5V110H7V113H8ZM47 107H49V106H47ZM65 107V106H64ZM79 106H77V107H74V108H78ZM142 107V106H141ZM151 107V106H150ZM155 107V106H154ZM165 107V106H164ZM167 107V106H166ZM168 107H169V105H168ZM4 108V107H3ZM2 108V109H3ZM10 108V107H9ZM13 108V107H12ZM21 108V107H20ZM50 108V107H49ZM67 108V107H66ZM82 108H84V107H82ZM149 108V107H148ZM201 108V107H200ZM203 108H204V106H203ZM211 108V107H210ZM13 109H15V108H13ZM12 109V110H13ZM50 109H52V108H50ZM150 109V108H149ZM148 109V110H149ZM159 109V108H158ZM169 109H170V107H169ZM4 110V111H5ZM17 110V109H16ZM29 110H32V109H29ZM68 110H69V108H68ZM70 110H73L74 112L73 113H75L76 111L75 110H78V109H70ZM69 110V111H70ZM83 110L84 109H82V112H83ZM151 110H156V109H153L152 107H151ZM160 110V109H159ZM162 110V109H161ZM160 110V111H161ZM166 111H168L167 110V108L165 109ZM200 110V109H199ZM202 110V109H201ZM3 111V115L4 114H7L6 113V111L4 112ZM28 111V110H27ZM66 111V110H65ZM79 111H80V109H79ZM78 111V112H79ZM93 111V110H92ZM112 111V110H111ZM139 111V110H138ZM142 111H143V109H142ZM144 111H146V114H147V109L146 110H144ZM164 110H162V112H163ZM165 111V112H166ZM208 111V110H207ZM1 110H0V117H1ZM11 113L13 112V111H10ZM9 112V113H10ZM23 112H24V110H23ZM38 112V111H37ZM153 112V111H152ZM170 112V111H169ZM213 112H215L214 110H213ZM8 113V114H9ZM14 113V112H13ZM29 113H30V111H29ZM33 113V112H32ZM39 113V112H38ZM64 113V112H63ZM70 113V112H69ZM141 113V112H140ZM142 113H145V112H142ZM154 113H155V111H154ZM160 113V112H159ZM158 113V111H157V113H155V114H159ZM173 113V112H172ZM181 113V112H180ZM196 113L198 114V110H196ZM245 113V112H244ZM15 114V113H14ZM17 114V113H16ZM18 114H19V112H18ZM27 114V113H26ZM65 114V113H64ZM120 114V113H119ZM165 113H163V115L161 116L163 119H166L167 117H165V115H164ZM167 114V113H166ZM169 114V113H168ZM174 114L175 113H173V117H174V119L176 118V116H174ZM196 114V115H197ZM203 114H204V112H203ZM214 114V113H213ZM35 115V114H34ZM38 115V114H37ZM68 116H70L71 114H67ZM78 115V114H74V117L76 118V116ZM112 115H114V113L112 114ZM121 115H123V114H121ZM121 115H119V116H121ZM132 115V114H131ZM161 114H159V116H160ZM205 116L207 115L206 113L204 114ZM203 115V116H204ZM210 115V114H209ZM260 115V114H259ZM26 116V115H25ZM25 116H24V118H25ZM28 116V115H27ZM39 116H40V114H39ZM66 116V115H65ZM80 116V115H79ZM118 116V117H119ZM125 116L126 115H123L122 117H123V119L125 118ZM129 116V114L127 115V117ZM183 116V115H182ZM181 116V117H182ZM202 116V117H203ZM216 116V115H215ZM19 117H20V115H19ZM41 117V116H40ZM43 117V116H42ZM67 117V116H66ZM65 117V118H66ZM73 117V116H72ZM131 117V116H130ZM165 117V118H164ZM2 118V117H1ZM0 118V119H1ZM3 118H5L4 116H3ZM16 118V117H15ZM53 118V117H52ZM99 118V117H98ZM13 119V118H12ZM28 119V118H27ZM39 118H36V120H38ZM69 119V120H68ZM66 118V124H68V123H70L69 121H71V119H72V121L74 120L73 118ZM102 119V118H101ZM158 119H159V117H158ZM171 119V116L169 117V118H167V120H170ZM173 119V118H172ZM178 119H180V118H178ZM186 119V118H185ZM190 119V118H189ZM239 119V118H238ZM250 119V118H249ZM263 119V118H262ZM4 120V119H3ZM2 120V121H3ZM31 120H33V119H31ZM100 120V119H99ZM98 120V121H99ZM160 120V119H159ZM176 120V119H175ZM182 121H184L183 119H181ZM187 120V119H186ZM185 120V121H186ZM194 120H196V119H194ZM194 120H192V121H194ZM215 120V119H214ZM217 120H218V118H217ZM234 120V119H233ZM241 120V119H240ZM12 121V120H11ZM14 121V120H13ZM16 121V120H15ZM14 121V122H15ZM25 122H27V124H28V121H26V120H24ZM48 121V120H47ZM65 121L63 122V124H62V126L64 125V123H65ZM177 121V120H176ZM175 121V122H176ZM178 121H180V120H178ZM188 121V120H187ZM219 121V120H218ZM4 122V121H3ZM19 122V121H18ZM34 122H35V119H34ZM40 122H41V120H40ZM170 122H172V121H170ZM169 122V123H170ZM189 122V121H188ZM190 122H191V119H190ZM189 122V123H190ZM211 122V121H210ZM231 122V121H230ZM230 122H229V124H230ZM238 122V121H237ZM236 122V123H237ZM30 123V122H29ZM44 123V121L42 120V124ZM46 123V122H45ZM55 123H57V122H55ZM72 123V122H71ZM83 123V122H82ZM120 123H122V122H120ZM140 123V122H139ZM164 123V122H163ZM165 123H166V120H165ZM164 123V124H165ZM168 123V124H169ZM187 123V122H186ZM189 123H188V125H189ZM192 123V122H191ZM190 123V124H191ZM194 123H195V121H194ZM193 123V124H194ZM202 123H204L205 125H207V124H209V125H212L213 123L211 122V124L208 122V120H204V121H202ZM258 123H260V125H261V122H258ZM263 123V122H262ZM66 124H65V126H64V128H66L65 130H66V132H67V130L69 129V128H67L68 126H66ZM84 124V123H83ZM124 124V123H123ZM164 124H162V123H160V126L162 125H164ZM184 124V123H183ZM183 124H182V126H180V127H182L183 128ZM192 124V125H193ZM251 124V123H250ZM16 125V124H15ZM19 126H20V124H18ZM69 125V124H68ZM106 125H107V123H106ZM126 125V124H125ZM165 125H167V123L165 124ZM170 125V124H169ZM175 124H173V125H171V127L172 126H174ZM176 125H178L179 126V124H177V122H176ZM175 125V126H176ZM186 125V124H185ZM191 125V126H192ZM2 126H5V125H2ZM17 126V125H16ZM34 126H38L39 127V125H36V123L33 125L32 124V127H34ZM46 126V125H45ZM62 126H61V128H62ZM134 126H136V124L134 125ZM144 126V125H143ZM156 126H157V128H158V126H159V124L158 125H155L154 127L156 128ZM159 126V127H160ZM168 126V125H167ZM219 126V125H218ZM43 127V126H42ZM48 127V126H47ZM51 127H53V126H51ZM69 127H71V125H69ZM108 127H110V126H108ZM115 127H116V129H118L117 128V126H114V129H115ZM119 127V126H118ZM145 127V126H144ZM170 127V128H171ZM180 127L178 128V129H180ZM190 127V126H189ZM244 127V126H243ZM262 127H263V125H262ZM7 128V127H6ZM6 128L4 129V130H6ZM103 128V127H102ZM107 128V127H106ZM121 128H122V126H121ZM121 128H119V129H121ZM139 128V127H138ZM142 128V127H141ZM150 128L151 127H149V129L148 130H145L146 132L148 131H150L151 132V130H150ZM154 128V129H155ZM166 128V127H165ZM175 128H177V127H175ZM174 128V129H175ZM181 128V129H182ZM190 128H192V127H190ZM189 128V129H190ZM221 128V127H220ZM232 128V127H231ZM27 129H28V126H27ZM34 129V128H33ZM37 131L36 132H38L39 130L37 129V128H35ZM39 129H40V127H39ZM47 129H49V128H47ZM54 129V128H53ZM52 129V130H53ZM108 129V128H107ZM109 129H111V128H109ZM115 129V130H116ZM137 129V128H136ZM152 129V128H151ZM154 129H153V132H154ZM163 129V127L161 128V131H163L162 130ZM172 129V128H171ZM177 129V131H179ZM184 129H186V128H184ZM218 129H219V127H218ZM242 129V128H241ZM253 129V128H252ZM262 129V128H261ZM18 130V129H17ZM51 130V128L49 129V131ZM52 130L50 131V134L51 135H49L50 137L51 136H53L54 134L53 133H51L52 132ZM55 130V129H54ZM54 130H53V132H54ZM140 130V129H139ZM156 130V129H155ZM170 129H169V127L168 128H166V132L167 131H169ZM173 130V129H172ZM188 130V129H187ZM1 131V130H0ZM47 131V130H46ZM145 131H141V132H139L138 131V129H137V131L135 130V133H137V132H139V133H144ZM157 131L159 132V130L157 129ZM157 131H156V133H157ZM174 131V130H173ZM183 131V130H182ZM190 131V130H189ZM223 131V130H222ZM6 132H8V129H7V131H5L4 132V135H5V133ZM19 132V131H18ZM17 132V133H18ZM40 132V131H39ZM38 132V133H39ZM42 132V131H41ZM61 132V131H60ZM59 132V133H60ZM126 132V131H125ZM124 132V133H125ZM146 132L144 133V134H146ZM147 132V135H150L149 133ZM164 132V131H163ZM171 132V131H170ZM175 132V131H174ZM179 132H181V131H179ZM178 132V133H179ZM187 132V131H186ZM20 133V132H19ZM37 133V134H38ZM44 133V132H43ZM47 133H48V131H47ZM56 133V132H55ZM68 133V132H67ZM72 133V132H71ZM106 133V132H105ZM111 133V132H110ZM160 133V132H159ZM158 133V135H157V139H160V141H161V138H159V137H162L163 138V135L162 136H160V134ZM162 133V132H161ZM165 133V132H164ZM173 132H171V134H172ZM192 133V132H191ZM215 133H216V130H215ZM1 134V136H2V133H0ZM21 134V133H20ZM61 134H62V132H61ZM97 134V133H96ZM98 134H99V132H98ZM103 134V133H102ZM138 134V133H137ZM141 134V135H142ZM143 134V135H144ZM155 134V133H154ZM163 134V133H162ZM169 133L167 132V136H169L168 135ZM174 134V133H173ZM185 134V133H184ZM235 134V133H234ZM253 134V133H252ZM26 135H28V134H26ZM101 135V134H100ZM105 135V134H104ZM122 135V134H121ZM120 135V136H121ZM142 135V136H143ZM174 135H176V137H177V133H175ZM180 135L181 136H183L181 133H180ZM186 135V134H185ZM223 135V134H222ZM225 135V134H224ZM228 135H230L229 133H228ZM236 135H238V134H236ZM251 135V134H250ZM6 136V135H5ZM4 136V137H5ZM21 136V135H20ZM23 136V135H22ZM63 136V135H62ZM119 136V137H120ZM125 136V135H124ZM133 136V135H132ZM138 136V135H137ZM155 136V135H154ZM166 135L164 134V137H165ZM173 136V135H172ZM171 135H170V139L168 138V142L169 141H173V138L171 139V137H172ZM181 136H178V137H181ZM190 136V135H189ZM189 136H185V137H189ZM204 136H205V134H204ZM49 137V138H50ZM82 137H84V136H82ZM123 137V136H122ZM134 137V136H133ZM136 137V136H135ZM139 137V136H138ZM138 137H137V139H138ZM150 137V136H149ZM152 137V136H151ZM176 137H174V140L176 141ZM224 137V136H223ZM231 137V136H230ZM229 137V138H230ZM40 138V137H39ZM38 138V139H39ZM48 138V137H47ZM102 138V137H101ZM109 138V137H108ZM129 138H131V136H129ZM128 138V139H129ZM166 138V137H165ZM182 138V137H181ZM198 138H200L199 136H198ZM204 138V137H203ZM220 138L221 137H219V139L218 140H220ZM227 138V137H226ZM228 138V139H229ZM6 139V138H5ZM14 139H16L17 140V138L15 137H13V140ZM29 139H30V136H29ZM105 139V138H104ZM115 139V141L114 142H116V139L117 138H114ZM114 139H110V140H114ZM134 139V138H133ZM151 139V138H150ZM150 139H149V142H150ZM156 139V140H157ZM167 139V138H166ZM166 139H162V141L163 140H166ZM185 139V138H184ZM189 139H190V137H189ZM228 139H226V140H228ZM231 139V138H230ZM12 140V141H13ZM15 140V141H16ZM31 140V139H30ZM41 140V139H40ZM60 140H61V138H60ZM142 140V139H141ZM177 140H178V138H177ZM186 140H188V138L186 139ZM191 140V139H190ZM198 140V139H197ZM212 140V139H211ZM216 140V139H215ZM214 140V141H215ZM262 140V139H261ZM264 140V139H263ZM95 141H97V138H95ZM132 141V140H131ZM133 141H135V140H133ZM143 142L144 141H147V140H145L144 138H143V140H142ZM153 141V140H152ZM155 141V140H154ZM158 141V140H157ZM167 141H164V142H162V143H160V142H157V145L158 144H160V146H161V144H162V146L167 142ZM182 141H183V138H182ZM235 141V140H234ZM14 142V141H13ZM43 142V141H42ZM94 142V141H93ZM100 142V141H99ZM104 142L105 143H109L108 142V140H107V142H106V139L104 140ZM123 142V141H122ZM148 142V141H147ZM178 142H179V140H178ZM185 142V140L183 141V143ZM188 142V141H187ZM191 142H193V141H191ZM195 142H196V140H195ZM194 142V143H195ZM218 142V141H217ZM228 141H226V143H227ZM15 144H16V142H14ZM67 143H68V141H67ZM152 143V142H151ZM155 143V142H154ZM164 143V144H163ZM175 143V142H174ZM173 143V144H174ZM193 143V144H194ZM205 143H207V142H205ZM212 143V142H211ZM235 143V142H234ZM263 143V142H262ZM102 144V143H101ZM104 144V143H103ZM102 144V145H103ZM109 144H111V143H109ZM128 144V143H127ZM131 144V143H130ZM137 145V144H140V141H139V143H134V145ZM146 144V143H145ZM149 144V143H148ZM171 145H173L172 143H170ZM175 144H178L177 143V141H176V143ZM186 144V143H185ZM184 144V145H185ZM188 144H190L189 142H188ZM196 144H198V146L200 145L199 144V141H198V143H196ZM80 146H83V147H85L86 148V150H91L92 149V142H91V140L90 139H86V137L83 139V140H81V142H80V144H79ZM107 145V144H106ZM105 145V146H106ZM122 145V144H121ZM132 145V144H131ZM153 145V144H152ZM156 145V146H157ZM168 144L166 143V146H167ZM217 145V144H216ZM230 144H228V146H229ZM25 146V145H24ZM64 146V145H63ZM62 146V147H63ZM127 146V145H126ZM130 146V145H129ZM138 146V145H137ZM150 146V145H149ZM154 146V145H153ZM155 146V147H156ZM165 146V147H166ZM174 146V145H173ZM172 146V147H173ZM176 146H179V145H176ZM182 145H180L179 147H181ZM186 146H187V144H186ZM190 146H195V145H190ZM190 146H187V147H189L190 148ZM30 147H31V145H30ZM71 147V145L69 146V148ZM100 147H104V146H100ZM109 147V146H108ZM108 147H107V150H108ZM120 147H122V146H119V149H120ZM144 147H146L147 148V144H146V146H144ZM144 147L143 148H141V146H140V150H142L143 149V151L146 149H144ZM158 147V146H157ZM169 147V146H168ZM32 148V147H31ZM67 148H68V146H67ZM80 148V147H79ZM82 148V147H81ZM98 148V147H97ZM123 149H124V147H122ZM126 148V147H125ZM133 148V147H132ZM148 148H152V147H148ZM161 148V147H160ZM174 148H175V146L171 149L172 151L171 152H173V150H174ZM183 148V147H182ZM181 148V149H182ZM186 148V147H185ZM185 148H183V149H185ZM191 148H193V147H191ZM196 148H198V147H194L193 149H191L192 150V152H191V150H189V149H187L186 150V153L188 152V153H194L193 151H194V149H196ZM205 148V147H204ZM220 148H221V146H220ZM30 149V148H29ZM48 149H49V151H50V153L51 154H54L55 156H57V157H59V156H62V155H64V152L62 151L63 149L61 148V147H59L58 145H54V144H48ZM47 149V150H48ZM105 149H106V147H105ZM156 149V148H155ZM162 149H163V147H162ZM162 149H161V151H162ZM164 149H168V148H164ZM177 149H179V150H181L180 148H177ZM200 149V148H199ZM197 150L196 149V151L198 152V151H202L201 149L200 150ZM207 149V148H206ZM20 149H18V152H19V155H20V151H19ZM33 150V149H32ZM78 150H80V149H78ZM84 150V149H83ZM95 150V149H94ZM98 150H99V148H98ZM125 150V149H124ZM128 150V149H127ZM126 150V151H127ZM132 150V149H131ZM139 150V151H140ZM147 150V149H146ZM165 150V151H166ZM176 150V149H175ZM190 152H189V151ZM208 150V149H207ZM31 150H29V152H30ZM68 151V150H67ZM134 152H139V151H135V149L133 150ZM132 151V152H133ZM149 151H150V149H149ZM151 151H153V148H152V150ZM150 151V152H151ZM217 151V150H216ZM23 152H24V150H23ZM29 152L27 153L28 155H29ZM34 152V151H33ZM42 152H48V151H46V150H44V151H42ZM86 152V154H87V151H85ZM85 152L84 151H82V153H81V155L84 153L85 154ZM142 152V151H141ZM140 152V153H141ZM150 152H148V153H150ZM164 152V151H163ZM174 152H176V151H174ZM180 152V151H179ZM208 152V151H207ZM3 153V152H2ZM36 155H37V152L35 151L34 152ZM39 153V152H38ZM68 153V152H67ZM70 153V152H69ZM73 152H71V154H72ZM100 153H102V152H100ZM106 154V157H109L110 155H109V153H107V152H105ZM136 153H133V154H136ZM143 154H141V155H143V156H146V157H138L139 158V160H141L142 161V159L143 160H147L151 155L154 157L155 155H153V153L151 152L150 154V156L147 158V156H148V153L147 152H145L146 153V155H144L145 153L144 152H142ZM158 153H159V151H158ZM165 153V152H164ZM181 153V152H180ZM179 153V154H180ZM185 152H183L182 153V158H183V154H184ZM203 153V152H202ZM201 153V154H202ZM259 153V152H258ZM263 153V152H262ZM35 154H34V156H35ZM40 155H42V154H44V153H39ZM38 154V155H39ZM74 154V153H73ZM99 154V153H98ZM103 154V153H102ZM154 154H156L157 155V153H154ZM163 154V153H162ZM166 155H167V153H165ZM174 154V153H173ZM197 154V153H196ZM233 154V153H232ZM4 155V154H3ZM46 155V154H45ZM44 155V156H45ZM48 155V154H47ZM46 155V156H47ZM67 155H69V154H67ZM75 155H78V153L77 152H75ZM121 155V154H120ZM132 155V154H131ZM130 155V156H131ZM137 155H140L139 153L137 154ZM175 155V154H174ZM174 155L172 156L173 157V159H175L174 158ZM185 155V154H184ZM186 155H188V154H186ZM190 155V154H189ZM192 155V154H191ZM261 154H259V157H261L262 158V156H260ZM51 156V155H50ZM80 156V155H79ZM134 156V155H133ZM159 156V155H158ZM218 156V155H217ZM263 156H264V153H263ZM120 157V156H119ZM121 157H122V155H121ZM132 157V156H131ZM137 157H135V158H133V160L134 161H136L137 159ZM152 157V158H153ZM162 157V156H161ZM171 157V156H170ZM175 157L176 158H179V157H177L176 155H175ZM180 157V158H181ZM189 157V159H188V163H192V164H194L197 160H198V155L196 156L195 154L193 155V156H188ZM188 157H186V158H188ZM30 158V157H29ZM39 158H41V156L39 157ZM43 158V157H42ZM41 158V159H42ZM142 158V159H141ZM147 158V159H146ZM151 158V159H152ZM158 160H161L162 161V159H159V157H156ZM164 158V157H163ZM238 158V157H237ZM251 158H252V156H251ZM44 159V161H45V159H47V157H44L43 158ZM51 159H53L52 157H51ZM127 159V158H126ZM126 159H125V161H126ZM136 159V160H135ZM150 159V158H149ZM148 159V160H149ZM150 159V160H151ZM164 159H166V158H164ZM210 159V158H209ZM228 159V158H227ZM258 159V158H257ZM47 160H50V159H47ZM73 160H76L77 162H78V169H76V170H74V172L75 173H78V174H76L77 175V178H78V183L80 182L81 183V185L84 187V188H88L89 189V192L90 193H92L94 196H92L93 198H102L103 200H105L106 201V208H107V206H109V209H111V212L109 211V213H111V215L110 214H107L108 213V211L106 212L105 211V208L103 209V207H105V206H103V207H101V209L102 210H104V212H106L105 213V215L104 216H106V215H108L106 218H109V217H111L114 221H116V223H117V225H119L118 227H120L119 228V230H121L122 231V233H123V230L125 229V232H126V234H125V245L123 246L126 250V253L127 254H130L131 255V253L133 254V256L131 255V260H136L137 258H139V261H140V257L141 258H144L145 259V261L148 263V262H150V260L148 261L146 258L148 257V256H154V254L155 253H158V256L156 255V257L158 258V260L159 259H165V260H170V258H175V259H173L172 258V260H176V259H178V256L180 257L181 255H180V253H179V249H180V247H181V245H185L187 242H190V240L189 241H186V239H187V237L190 235V233H192L195 237H197L198 238V233L202 230V228L204 227V226H206L207 224H208V220L209 221H211V219H207L206 218V220H205V218H204V215H203V213H202V211H204V210H202L201 211V213L199 214L198 213V209H197V205L199 204H196L197 203V201H195L194 200V198H193V196H194V194H192V191L193 190H198V188H200V187H197V189H196V187H195V189L193 188L194 186H196V185H193V183H196V184H198L199 185V183L200 182H205V184H203V185H206V191H207V193H208V195H210V192H209V190H211V189H213V193L214 194H218L217 193V190H219V189H217V188H220V183L219 182H214L215 180V178L212 176V175H210V174H213L210 170H211V168L209 167H207V169L205 170L204 168H203V170L201 169V170H199V168H196L195 166V169L193 170H190L189 169V165L187 164H185L184 162H187V159H185V156H184V159L182 160V161H184L183 162V165L185 164L186 166H187V168L185 167V165H184V167L187 169L186 171L188 172V171H190L189 172V174H191V175H189V176H184V178H182V176H181V178L179 179V173L178 174H176V175H178V177L175 175V176H173L174 177V179H171V182H172V180H175L176 178H178L179 180H181V179H184L185 181H181V182H179V181H175V182H178V183H174V181L172 182L173 184H178V186L176 185H174V187H176L175 189H171V191H172V194H170V195H168V196H170V197H166V199H160V191H158V189H159V187L158 186H156V184L155 185H153V183L151 184H147V185H143V184H140L139 185V182H141V180L143 179V180H145V178H143V177H141L140 175H138V176H140L139 178L141 179H139V180H136V182L137 183H133V184H130L128 181V184H127V186L124 188V187H119V188H121L122 190H120V189H118V188H115V185L113 184V181L114 182H117V181H119L120 180V176H119V174H117L116 173V171H114V169L110 166V165H107L106 163H103L102 165H100V164H98V163H94L93 165H95L94 167L96 168L95 170H93L92 169V167H90L93 171H92V173L90 172V174H89V172H86V171H83L82 170V168H88V164L86 163V162H84V160L81 158V160H78L77 158H74ZM91 160H94V159H91ZM114 160H115V158H114ZM130 160H132V158L130 159ZM129 160V161H130ZM133 160H132V162H133ZM138 160V161H139ZM157 160V161H158ZM176 160V162H177V159H175ZM181 160V159H180ZM186 160V161H185ZM5 161V160H4ZM40 161V160H39ZM116 164L117 165H119L120 167L121 166H123L122 164H124V160L122 159V158H117L116 160ZM157 161H155L154 160V164L156 165L155 167H159V166H162L164 163H163V161H162V165H159V166H157L158 164V162ZM167 161V160H166ZM173 161V160H172ZM206 161V160H205ZM208 161H210V160H208ZM33 162H35V160L33 161ZM94 162H96V161H94ZM131 162V161H130ZM137 162V161H136ZM144 162V161H143ZM157 162V163H156ZM160 162V161H159ZM168 164H169V159H168ZM175 162V163H176ZM211 162H212V160H211ZM210 162V163H211ZM43 163H45V165H46V162H43ZM100 163V162H99ZM139 163H141L140 161H139ZM147 163L149 164V162L147 161ZM151 163H153V159H152V162L150 161V164ZM209 163V162H208ZM207 163V164H208ZM216 163V162H215ZM41 164V163H40ZM126 164V163H125ZM133 164H134V162H133ZM132 163L131 164H129V165H132V166H135V167H137L136 165H133ZM137 164V163H136ZM143 164V163H142ZM144 164H145V162H144ZM154 164H152V166L154 165ZM176 164H179L178 162L176 163ZM176 164H173V165H176ZM196 164V163H195ZM217 164V163H216ZM219 164V163H218ZM128 165V166H129ZM139 165V164H138ZM145 165H147V164H145ZM145 165L144 166H141L142 167V169H143V167H145ZM201 165V163L199 164V166ZM209 165V164H208ZM207 165V166H208ZM38 166H41V165H38ZM37 166V167H38ZM92 166V165H91ZM125 166V165H124ZM128 166H125L124 167V169H123V172H124V170H125V168H129L128 169V171H129V173H130V166L128 167ZM131 166V167H132ZM151 166V165H150ZM150 166H148L147 165V167H150ZM164 166H165V164H164ZM168 166V165H167ZM166 166V167H167ZM172 166V165H171ZM170 166V167H171ZM180 166H181V164H180ZM179 166V168H181ZM193 166V165H192ZM196 166H197V164H196ZM219 166V165H218ZM35 167V166H34ZM33 167V168H34ZM134 167V168H135ZM140 167V166H139ZM155 167H151V168H149L150 170L149 171H151V169L152 170H154V168ZM165 167V168H166ZM183 167V166H182ZM183 167V168H184ZM215 167V166H214ZM217 167V166H216ZM215 167V168H216ZM39 168V167H38ZM146 168V167H145ZM161 168V167H160ZM168 169H170L169 167H167ZM166 168V169H167ZM173 168H177L178 169V167H171V169H173ZM183 168H181V169H183ZM41 169H42V167H41ZM40 169V170H41ZM44 169V168H43ZM48 169V168H47ZM51 169H53V168H51ZM68 169H70V168H68ZM136 169V168H135ZM140 169V168H139ZM167 169V170H168ZM174 169V171L175 172H177L176 170ZM189 169V170H188ZM210 169V170H209ZM34 170V172H35V169H33ZM46 170V169H45ZM48 170H50V169H48ZM146 170H147V172H148V168H146ZM184 170V169H183ZM183 170H181L182 172H183ZM214 170V169H213ZM221 170V169H220ZM223 170V169H222ZM236 170V169H235ZM68 171H70V170H68ZM128 171H127V173H128ZM144 171V170H143ZM141 172V173H144V172ZM178 171H179V169H178ZM185 171V170H184ZM34 172H33V175H34V178H36V176H35V174H34ZM37 172V171H36ZM35 172V173H36ZM72 172V171H71ZM131 172H132V170H131ZM146 172V173H147ZM159 172H161V170H159ZM164 172H165V176H166V170H164ZM218 172V171H217ZM223 172V171H222ZM225 172V171H224ZM251 172H253V171H251ZM39 173V172H38ZM45 173H46V171H45ZM51 173V172H50ZM94 173V174H93ZM125 174H126V172H124ZM124 173H123V176H124ZM133 173V172H132ZM162 173H163V171H162ZM171 173H173V171H171ZM184 173V175H185V172H183ZM220 173V172H219ZM235 173V172H234ZM134 174V173H133ZM148 174V173H147ZM149 174H152V171H151V173L149 172ZM158 174V173H157ZM169 173L167 172V175H168ZM175 174V173H174ZM180 174H181V172H180ZM214 174H215V171H214ZM224 174V173H223ZM222 174V175H223ZM227 174V173H226ZM251 174V173H250ZM96 175V177H94ZM130 175H131V173H130ZM129 175V177L127 178V176L128 175H125L126 176V178L129 180L130 179V177L132 176H130ZM160 175V174H159ZM170 175V174H169ZM168 175V176H169ZM173 175V174H172ZM182 175V174H181ZM46 176V175H45ZM44 176V177H45ZM75 175L73 174V177H74ZM125 176H124V178H125ZM134 176H137V175H134ZM146 176V175H145ZM144 176V177H145ZM158 176V175H157ZM156 176V173H155V178L157 177ZM168 176H166V177H168ZM210 176H212L213 178H210ZM215 176H217V175H215ZM225 178L228 176H225V174L223 175ZM252 177V175H249V177ZM39 177V176H38ZM43 177V178H44ZM150 177H152V176H150ZM165 177V178H166ZM218 177V176H217ZM231 177V176H230ZM39 178H41V177H39ZM95 179V178H97L96 179V181L95 182H93V181H90V179ZM125 178V179H126ZM137 178V177H136ZM136 178H134V179H136ZM149 178V177H148ZM147 178V179H148ZM154 178V179H155ZM170 178H172L171 176H170ZM252 178H254V177H252ZM38 179V178H37ZM74 182L76 183V178L74 177ZM93 179V180H94ZM134 179H131L132 181L134 180ZM151 179V178H150ZM164 179V178H163ZM217 179H219V178H217ZM240 179V178H239ZM238 179V180H239ZM42 180V179H41ZM41 180H40V182H41ZM48 180H49V178H48ZM122 180V179H121ZM177 180V179H176ZM229 180V179H228ZM236 180V179H235ZM245 180H246V178H245ZM253 180V179H252ZM34 181V180H33ZM130 181V180H129ZM161 181V183H162V179L160 180ZM165 181V180H164ZM220 181V180H219ZM240 181H241V179H240ZM73 182V183H74ZM122 182H124V181H122ZM122 182H120L119 181V183L121 184ZM131 182V181H130ZM155 182V181H154ZM170 182V183H171ZM221 182V181H220ZM236 182V181H235ZM262 182H264V180L262 181ZM26 183H30L29 181H27ZM37 183H38V181H37ZM144 183H146V181L144 182ZM167 183H169V182H167ZM171 183V185L173 186V184ZM36 184V183H35ZM42 184V183H41ZM69 184V181L67 182V185ZM117 184H118V182H117ZM123 184L124 183H122L120 186H123ZM201 184V188L200 189H203L202 188V183H200ZM222 184V183H221ZM225 186L227 185V184H225V183H223ZM258 184V183H257ZM47 185V184H46ZM78 186H79V184H77ZM143 185V186H142ZM153 185V186H152ZM224 185H222L223 186V188L225 187ZM240 185V184H239ZM243 185V184H242ZM246 185V184H245ZM2 186V185H1ZM29 186V185H28ZM36 186H37V184H36ZM35 186V187H36ZM45 186V185H44ZM64 186V185H63ZM69 186V185H68ZM72 186H74V185H72ZM78 186H76V189H79V188H77ZM89 186V187H88ZM125 186V185H124ZM192 186V187H191ZM30 187V186H29ZM46 187V186H45ZM70 187V186H69ZM141 187L145 190V191H147L146 192V195H148V196H150L151 197V200H149L146 196H145V194H143L142 193V191H141ZM166 187H167V185H166ZM165 187V188H166ZM241 187V186H240ZM244 187V186H243ZM242 187V188H243ZM38 188H40V185H39V187ZM184 188V189H183ZM193 188V189H192ZM205 188V187H204ZM229 188V187H228ZM235 188V187H234ZM245 188H247V185H246V187ZM257 188V187H256ZM42 189L44 190V188L42 187ZM41 189V190H42ZM46 189V188H45ZM70 189V188H69ZM74 189V188H73ZM164 189V188H163ZM200 189H199V191H200ZM226 189V188H225ZM240 189V188H239ZM261 188H259V189H257V190H260ZM40 190V191H41ZM47 190V189H46ZM80 190V192H81V189H79ZM79 190H76L77 192H78V194L80 193L79 192ZM170 190V189H169ZM204 190V189H203ZM202 190V192H204ZM228 190V189H227ZM256 190V189H255ZM70 191L72 192V193H70ZM70 191L68 192L67 191V194H65V196L66 197H68V199L70 198L69 196H71V194H74L73 192H74V190H72V189H70ZM154 191H157L158 192V194H156V193H153ZM171 191H168L169 193L171 192ZM178 191V193L176 194V192ZM222 191V190H221ZM238 192H239V190H237ZM244 191H245V189H244ZM248 190H246V192H247ZM202 192H201V194H202ZM223 192V191H222ZM236 192V191H235ZM242 192H243V190H242ZM244 193V194H246L247 195V193ZM5 193H7V192H5ZM68 193H70V195H68ZM197 193L198 192H196L195 194H196V198H198L197 200H201L203 203H206V199L203 201L201 198H199V197H201V195H199V197H197ZM206 193V194H207ZM240 194H241V190H240V192H239ZM24 194V193H23ZM22 194V195H23ZM64 194V193H63ZM81 194V193H80ZM168 194V193H167ZM179 194L180 195H182V197H180V199H178V197H177V199L176 200H174L176 197L175 196H179ZM205 194V193H204ZM249 194V193H248ZM253 194V193H252ZM255 194H256V196H255ZM255 194L253 195L256 199H255V203L256 202H258V201H260V202H258L259 204H258V209H259V206H262V205H264V197L263 198H261V195H260V197H258L257 198V193H256V191H255ZM259 194V193H258ZM2 195V194H1ZM0 195V196H1ZM223 195H224V193H223ZM242 195V194H241ZM32 196V195H31ZM38 196H40V195H38ZM64 196V195H63ZM263 196V195H262ZM50 197V196H49ZM202 197H203V195H202ZM239 197V196H238ZM242 197V196H241ZM241 197H239L240 199H241ZM247 197H249L248 199H251L250 197V194H249V196H247ZM246 197V198H247ZM53 198V197H52ZM55 198V197H54ZM75 198L76 197H74L73 196V199L71 198V199H69L70 201H69V203L71 204L70 206L72 207V205L74 206V201L73 200H75ZM232 198H234V197H232ZM239 198H235V199H233L234 201V205H233V208L235 207V205H237L238 204V202H239ZM9 200V199H8ZM21 200H23V199H21ZM37 200V199H36ZM41 200V199H40ZM39 200V201H40ZM48 200V199H47ZM54 200V199H53ZM62 200H65V197L62 199ZM67 200V199H66ZM184 200V201H183ZM218 200H219V198L217 197V198H214V199H209L208 198V201L210 202V201H212V203L211 204H213L212 205V207H215V208H219L222 212H226V213H224L223 215H224V219H225V216L227 217L228 216V213H231L232 215H233V217H227L226 219H227V222H225L223 225L221 224V223H219V221H221L220 220V218H222V220H224L223 219V215H222V213L220 212V211H218V215H219V217L216 215V214H212V213H210V212H212L211 211V209L213 210V208H209L208 209V207H207V205H206V207H207V211L210 213V214H212V216L213 217H215V219H216V224H213L214 226H215V229H214V234L216 235V237L213 235V236H211V241L212 242H215L216 243V245H213V246H215L214 247V251H211V250H208V252H205V251H203V253H201L200 255L198 254V252H197V254L198 255H194V256H197V259L195 260H193L194 261V263L193 264H232L233 262H235V261H237V263L236 264H251V261L249 260V257H250V254H249V257H247L246 256V254L243 252V250L239 247V246H236V247H234L233 249H231V247L234 245L235 246V244L239 241V239H238V237L237 236H234L232 233H231V230L229 229L230 228V226H229V222H232L231 221V219L232 220H236V216H238L239 217V215H236L234 212H233V210H231L230 209V211L225 207V204L224 203H222L221 205H219L218 206ZM220 200H221V198H220ZM229 200V199H228ZM68 201V200H67ZM67 201H64L63 203V205L65 206L64 208H66V206H67V209L69 210L70 208H68V203H66ZM71 201H73V203H71ZM225 201V200H224ZM75 202H77V201H75ZM87 202V201H86ZM100 202H101V200H100ZM100 202L98 201L97 202V205L98 204H100ZM200 202V201H199ZM227 202V201H226ZM246 202V201H245ZM251 202H252V199H251ZM102 203V202H101ZM30 204V203H29ZM68 204V205H67ZM87 204H88V202H87ZM251 204V203H250ZM249 204V205H250ZM31 205V204H30ZM94 205V204H93ZM102 205V204H101ZM200 205H201V202H200ZM248 205V206H249ZM252 205V204H251ZM27 206V205H26ZM44 206H46V205H44ZM76 206V205H75ZM89 206V205H88ZM99 206V205H98ZM202 206V205H201ZM245 206V205H244ZM254 206H256V205H253V206H249V207H254ZM21 207V206H20ZM31 207H32V205H31ZM39 207H41V205L39 206ZM223 207V208H222ZM34 208V207H33ZM45 208H49V207H45ZM45 208H42V209H44V212H45ZM74 208V207H73ZM79 208V207H78ZM238 208V207H237ZM243 208V207H242ZM241 207H240V209H242ZM28 209V208H27ZM31 209V208H30ZM46 209V210H47ZM100 209V210H101ZM218 209V210H219ZM40 210V209H39ZM38 210V211H39ZM53 210V209H52ZM77 210V209H76ZM96 210H97V208H96ZM100 210H98V211H100ZM107 210V209H106ZM248 210V209H247ZM262 210L264 211V208H262V209H260V211L262 212ZM41 211V210H40ZM51 211V210H50ZM75 211V210H74ZM177 211H179V213H177ZM249 211V210H248ZM77 212V211H76ZM213 212H214V210H213ZM72 213H75V212H72L71 211V214ZM249 213V215L251 216V213L250 212H247V214ZM260 213V212H259ZM263 213V212H262ZM261 213V215H263ZM29 214H30V212H29ZM70 214V215H71ZM76 214V213H75ZM101 214H103V212H101ZM182 214H184L181 218H180V216L182 215ZM208 214V213H207ZM207 214L205 213V216H207ZM70 215H69V217H70ZM96 215H98V214H96ZM110 215V216H109ZM230 215V214H229ZM243 215V214H242ZM242 215H240V216H242ZM248 215V216H249ZM256 215V214H255ZM208 216H209V214H208ZM211 216V218H213ZM60 217V216H59ZM72 217H73V214H72ZM100 217H103V215H100ZM99 217V218H100ZM257 217V216H256ZM90 218V217H89ZM91 218H93V217H91ZM98 218V219H99ZM170 218H172L171 219V221L170 220H167L169 223H165V219H170ZM209 218V217H208ZM231 218V219H230ZM215 219H214V221H215ZM264 219V218H263ZM101 220H103L102 218H101ZM213 220V219H212ZM73 221V220H72ZM98 220H95V225H97L96 224V222H97ZM104 221L106 222V220L104 219ZM103 221V222H104ZM213 221V222H214ZM225 221V220H224ZM98 222H101L100 220L98 221ZM246 222V221H245ZM251 222H253V220L251 219ZM91 223H92V221H91ZM115 223V222H114ZM180 223H182V224H180ZM190 225H189V224ZM89 224V223H88ZM101 224V223H100ZM103 224V223H102ZM101 224V225H102ZM109 224V223H108ZM220 224V225H219ZM253 224V223H252ZM255 224V223H254ZM253 224V225H254ZM86 224H84V226H85ZM93 225V224H92ZM99 225V224H98ZM109 225H111V224H109ZM210 225V224H209ZM246 225V224H245ZM90 226V225H89ZM113 226V225H112ZM168 226H169V228L171 229V230H169L168 229ZM212 226V225H211ZM210 226V227H211ZM220 226V227H219ZM88 226H86L85 227V229L87 228ZM95 227V226H94ZM93 226H92V228H91V226H90V228H91V230H95V232H96V227L94 228ZM117 227V228H118ZM243 227V226H242ZM241 227V229H244V228H242ZM83 228V227H82ZM89 228V227H88ZM88 228H87V231H85V234H86V232H88ZM99 228V227H98ZM110 228V227H109ZM109 228H108V226H107V230H109ZM114 228V227H113ZM188 228V229H187ZM214 228V227H213ZM84 229V228H83ZM220 229L222 230L223 229V232H224V235H222L221 233H220ZM179 230H184V231H179ZM78 231V230H77ZM102 231H104V230H102ZM101 231V232H102ZM114 231H115V229H114ZM203 231V230H202ZM90 232V231H89ZM212 232V231H211ZM92 233H94V231H92ZM103 233V232H102ZM106 233V232H105ZM104 233V234H105ZM121 233V232H120ZM210 233V232H209ZM15 234V233H14ZM89 234L90 233H87V235L89 236ZM98 234V233H97ZM257 234V233H256ZM24 235V234H23ZM22 235V236H23ZM25 235H27V234H25ZM24 235V236H25ZM93 235V234H92ZM96 234H94V236H95ZM100 235V234H99ZM208 235V234H207ZM210 235V234H209ZM28 236V235H27ZM91 236V235H90ZM103 236V235H102ZM101 236V237H102ZM113 236L114 237H110L109 236V238H115L116 236H115V234H113ZM259 236V235H258ZM164 237V238H163ZM166 237H169V240L167 239H165ZM170 237L172 238V239H170ZM190 237V236H189ZM201 237H205V235L203 236H201ZM260 237H262L263 238V236H260ZM27 238V237H26ZM29 238H30V236H29ZM32 238V237H31ZM95 238V237H94ZM98 238H100V236L98 237ZM97 238V239H98ZM181 238H182V240H181ZM184 238V239H183ZM191 238V237H190ZM261 238V239H262ZM28 239V238H27ZM206 239V238H205ZM235 239V240H234ZM251 239V238H250ZM100 240V239H99ZM110 239H108V241H109ZM114 240V239H113ZM188 240V239H187ZM200 240H201V238H200ZM214 240V241H213ZM263 240V239H262ZM31 241V240H30ZM36 241V240H35ZM34 241V242H35ZM94 241H96V240H94L93 239V242ZM184 241H186V242H184ZM224 241H226L225 243H224V245L222 244ZM27 242V241H26ZM31 242H33V241H31ZM110 242V244L111 243H114V242H111V241H109ZM192 242V241H191ZM232 242H234V243H232ZM95 243V242H94ZM238 243H240V241L238 242ZM10 244V243H9ZM32 244V243H31ZM34 244V243H33ZM92 244V243H91ZM187 244H189V246H192L193 244H191V243H187ZM191 244V245H190ZM209 244V246H210V243H207V244H203L202 245V250H205L204 248H206V246ZM212 244V243H211ZM222 244V245H221ZM26 245V244H25ZM30 245V244H29ZM111 245H114V244H111ZM111 245H108V247L110 246L111 247ZM218 245H219V248H218ZM237 245V244H236ZM239 245H241V243L239 244ZM262 245H263V243H262ZM27 246V245H26ZM105 246V245H104ZM186 246V245H185ZM185 246H183L185 249H187ZM222 246H226L227 248H225V247H222ZM254 246V245H253ZM252 246V247H253ZM31 247V246H30ZM114 247H115V249H116V246L114 245L113 246V249H114ZM119 247V246H118ZM193 247V246H192ZM248 247V246H247ZM246 247V250L247 249H249L250 247H248L247 248ZM32 248V247H31ZM182 248V247H181ZM199 248H200V246H199ZM198 248V249H199ZM200 248V249H201ZM213 248V247H212ZM243 248V247H242ZM245 248V247H244ZM243 248V249H244ZM4 249V248H3ZM106 249H107V246H106ZM112 249V248H111ZM111 249H107V250H109V251H111ZM115 249H114V251H115ZM119 249V248H118ZM193 249V248H192ZM198 249H197V251H198ZM251 249H253V248H251ZM1 250V249H0ZM5 250H7V249H5ZM10 250V249H9ZM255 250V249H254ZM13 251V250H12ZM103 251V250H102ZM106 251V250H105ZM113 251V250H112ZM185 251V250H184ZM188 251H190V250H188ZM187 250H186V252H188ZM9 252V251H8ZM30 252V251H29ZM195 252V251H194ZM200 252V251H199ZM245 252H247V251H245ZM15 253V252H14ZM108 253V252H107ZM110 253V252H109ZM112 253H115V252H112ZM190 253V252H189ZM257 253V252H256ZM4 254V253H3ZM179 254V255H178ZM223 254H225V256L223 255ZM247 254H248V252H247ZM2 255V254H1ZM178 255V256H177ZM184 255V254H183ZM8 256V255H7ZM147 256V257H146ZM193 256V255H192ZM192 256H190L191 258H192ZM252 256V255H251ZM9 257H11V256H9ZM146 257V258H145ZM155 257V258H156ZM182 257V256H181ZM186 257V256H185ZM190 257H189V259H190ZM0 258H1V256H0ZM124 258L125 257H123V260H124ZM157 258H156V260H157ZM216 258H218V259H216ZM254 258V257H253ZM148 259H150V257L148 258ZM152 259H154V257L152 258ZM185 259V258H184ZM183 259V260H184ZM187 259V258H186ZM188 259V260H189ZM250 259H252V257H250ZM255 259H257V258H254L253 260H255ZM6 260H8L7 259V257H6ZM13 260V259H12ZM122 260V261H123ZM125 260H127L126 258H125ZM124 260V261H125ZM143 260V259H142ZM164 260V261H165ZM172 260H170V261H172ZM179 260V259H178ZM182 260V259H181ZM182 260V261H183ZM231 260V261H230ZM0 261L2 262V259H0ZM17 261V260H16ZM130 261V260H129ZM128 261V263L129 264H131L130 262ZM138 261V260H137ZM182 261L180 262V263H182ZM192 261V262H193ZM256 261V260H255ZM258 261V260H257ZM263 261V260H262ZM0 262V263H1ZM121 262V261H120ZM151 262H152V260H151ZM185 263H186V260L184 261ZM3 263V262H2ZM5 263H7V262H4V264ZM14 263V262H13ZM87 263V262H86ZM125 263H126V261H125ZM135 263H136V261H135ZM138 263H144L143 261L141 262H138ZM171 263V262H170ZM260 263V262H259ZM259 263H257V264H259ZM122 264H123V262H122ZM127 264V263H126ZM133 264V263H132ZM144 264H146V263H144ZM152 264H155V263H152ZM187 264V263H186ZM189 264H191V261L189 260ZM261 264V263H260Z\"/></svg>",
  "mask_w": 264,
  "mask_h": 264
}]
</instances>
